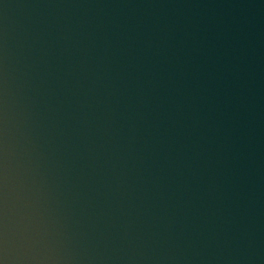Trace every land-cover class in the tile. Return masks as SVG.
I'll list each match as a JSON object with an SVG mask.
<instances>
[{
    "label": "clouds",
    "instance_id": "clouds-1",
    "mask_svg": "<svg viewBox=\"0 0 264 264\" xmlns=\"http://www.w3.org/2000/svg\"><path fill=\"white\" fill-rule=\"evenodd\" d=\"M0 264H264V0H0Z\"/></svg>",
    "mask_w": 264,
    "mask_h": 264
}]
</instances>
